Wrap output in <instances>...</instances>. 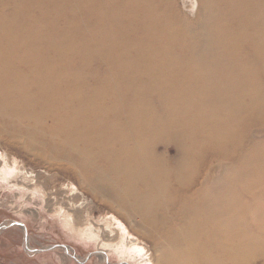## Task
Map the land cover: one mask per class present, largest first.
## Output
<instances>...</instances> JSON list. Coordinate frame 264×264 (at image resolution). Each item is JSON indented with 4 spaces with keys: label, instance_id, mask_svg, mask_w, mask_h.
<instances>
[{
    "label": "bare ground",
    "instance_id": "6f19581e",
    "mask_svg": "<svg viewBox=\"0 0 264 264\" xmlns=\"http://www.w3.org/2000/svg\"><path fill=\"white\" fill-rule=\"evenodd\" d=\"M200 1L0 0V132L131 208L162 264H264V0ZM110 218L101 248L149 264Z\"/></svg>",
    "mask_w": 264,
    "mask_h": 264
},
{
    "label": "rangeland",
    "instance_id": "374dc122",
    "mask_svg": "<svg viewBox=\"0 0 264 264\" xmlns=\"http://www.w3.org/2000/svg\"><path fill=\"white\" fill-rule=\"evenodd\" d=\"M175 3L183 13L181 0ZM251 130L250 143L264 139L263 128ZM0 154L8 160L15 158V166H23L33 180L28 189L0 181V264H143V255L131 258L113 248H101L102 242H111L109 229L119 234L110 225L111 216L126 228L128 238L144 247L149 264H162L159 233L131 208L83 183L80 176L49 164L15 135L0 132ZM212 163L221 165L215 159ZM0 168L7 170L1 159ZM216 169L221 171V167ZM65 212L75 220V229L67 225ZM83 228L95 230L96 237L77 231Z\"/></svg>",
    "mask_w": 264,
    "mask_h": 264
}]
</instances>
